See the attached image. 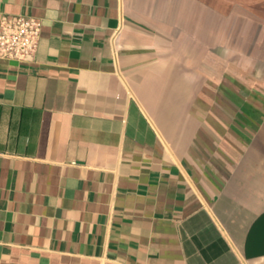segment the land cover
I'll return each instance as SVG.
<instances>
[{
    "label": "crops",
    "instance_id": "obj_1",
    "mask_svg": "<svg viewBox=\"0 0 264 264\" xmlns=\"http://www.w3.org/2000/svg\"><path fill=\"white\" fill-rule=\"evenodd\" d=\"M0 264H264V0H0Z\"/></svg>",
    "mask_w": 264,
    "mask_h": 264
},
{
    "label": "built area",
    "instance_id": "obj_2",
    "mask_svg": "<svg viewBox=\"0 0 264 264\" xmlns=\"http://www.w3.org/2000/svg\"><path fill=\"white\" fill-rule=\"evenodd\" d=\"M43 24L29 16L2 17L0 23V58L20 63L33 58L38 50Z\"/></svg>",
    "mask_w": 264,
    "mask_h": 264
}]
</instances>
